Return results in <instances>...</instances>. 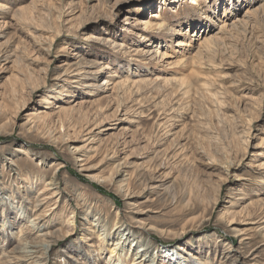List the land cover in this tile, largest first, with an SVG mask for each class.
I'll return each instance as SVG.
<instances>
[{
    "label": "rangeland",
    "instance_id": "obj_1",
    "mask_svg": "<svg viewBox=\"0 0 264 264\" xmlns=\"http://www.w3.org/2000/svg\"><path fill=\"white\" fill-rule=\"evenodd\" d=\"M124 228L264 264V0H0V264H112Z\"/></svg>",
    "mask_w": 264,
    "mask_h": 264
},
{
    "label": "bare ground",
    "instance_id": "obj_2",
    "mask_svg": "<svg viewBox=\"0 0 264 264\" xmlns=\"http://www.w3.org/2000/svg\"><path fill=\"white\" fill-rule=\"evenodd\" d=\"M50 184H52V181H50L48 183V185H50ZM47 190H48V188L46 187L43 191L45 192ZM41 193H39V194H41ZM52 197H53L52 195L51 196H48L47 198H44V201H46L48 199H52ZM41 203H42V200L41 201L39 200L38 205L41 204ZM34 222L33 223H29V226L30 227H32V226L35 227L36 224ZM115 225H117L116 227H118V228L120 227L117 222H116ZM130 234H131V232L127 228H124L123 230H121V232L119 231L118 236H117V239H116L115 243H113V247H111L112 248V251H110L111 252V255H110L109 261L112 264H126V263L123 262L122 255H125L129 251H132L133 252L135 250V248L133 246L134 244H132V243H131V245L129 244V242H130L129 237L132 236ZM38 236L41 237V238H43V240L46 238V234H42L41 232L37 233V237ZM102 238H103V236H102ZM128 240H129V242H128ZM39 243L40 244H43L41 242L28 241L27 239L24 240V241H21V245L22 246L20 248V252L19 253H21L22 257H29L31 255V253H34L33 249L36 247V245L38 246ZM48 246L49 245H47L46 248H48ZM16 251H18V250H16ZM135 251L136 252L134 253V256H133V259H132V263L131 264H144V261L146 262V259L148 258V257L146 258V255L149 252V249L145 245H141L140 248L139 249L136 248ZM4 255H6V254H4ZM163 258H165V260L167 259V261L169 263H173V264H185L186 263V260L184 259L185 257L181 253H178V252H177V254L172 253L170 255L167 253L166 255H163ZM198 260H200V259H198ZM198 260H195V261L197 263H199ZM152 261H153V259H152ZM183 261H185V262H183ZM188 261L189 260H187V262ZM205 262H206V260H205ZM200 263H203L202 262V259H201V262Z\"/></svg>",
    "mask_w": 264,
    "mask_h": 264
}]
</instances>
